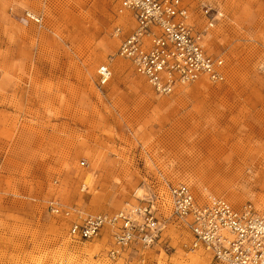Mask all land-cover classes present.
<instances>
[{"label": "rangeland", "instance_id": "1", "mask_svg": "<svg viewBox=\"0 0 264 264\" xmlns=\"http://www.w3.org/2000/svg\"><path fill=\"white\" fill-rule=\"evenodd\" d=\"M185 1L198 29L221 14L205 44L227 80L161 96L118 54L116 27L133 28L119 0H0V264H122L109 230L72 242L51 198L112 214L156 194L168 219L169 188L186 184L201 202L264 208V0ZM163 238L158 264H217L171 219Z\"/></svg>", "mask_w": 264, "mask_h": 264}, {"label": "built area", "instance_id": "2", "mask_svg": "<svg viewBox=\"0 0 264 264\" xmlns=\"http://www.w3.org/2000/svg\"><path fill=\"white\" fill-rule=\"evenodd\" d=\"M118 12L129 14L133 23L128 34L123 25L115 29L116 35H123L118 54L156 94L171 95L201 80L212 84L227 80L224 57L211 53L205 44L220 13L206 10L207 23L198 29L185 0H119ZM112 75L108 65L99 66L98 85L106 86ZM162 197L153 194L112 214L89 213L56 199H50L47 208L67 222V236L74 243L94 242L109 230L107 258L113 263L158 264L149 252L165 244L163 235L171 219L187 234L184 248L189 252H203L217 264H264V208L252 203L238 208L215 196L201 202L190 187L179 184L169 188L171 216L166 219L160 213L165 207Z\"/></svg>", "mask_w": 264, "mask_h": 264}, {"label": "crops", "instance_id": "3", "mask_svg": "<svg viewBox=\"0 0 264 264\" xmlns=\"http://www.w3.org/2000/svg\"><path fill=\"white\" fill-rule=\"evenodd\" d=\"M191 14H192V12H191ZM18 55H20V58H24V57H28V56H24L25 54H18L17 52H12V51H9L8 52V58H17L18 57ZM52 199V198H51ZM49 201V200H48ZM47 201V202H48ZM165 239H167V238H165ZM157 249L156 250H161L162 249V247L160 246V245H158L157 247H156ZM163 250V249H162Z\"/></svg>", "mask_w": 264, "mask_h": 264}, {"label": "bare ground", "instance_id": "4", "mask_svg": "<svg viewBox=\"0 0 264 264\" xmlns=\"http://www.w3.org/2000/svg\"><path fill=\"white\" fill-rule=\"evenodd\" d=\"M29 17H31V18H35L32 14H29ZM188 183H189V182H188ZM187 186L190 187L189 185H187ZM190 188H191V187H190ZM226 200H227L228 202H230L234 207H236L235 205L238 204V200H237V198H236L235 196L229 195V196H227Z\"/></svg>", "mask_w": 264, "mask_h": 264}]
</instances>
